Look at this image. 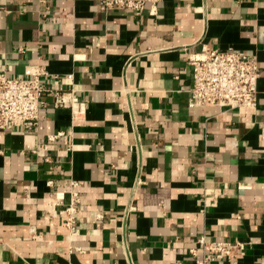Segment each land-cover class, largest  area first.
Returning a JSON list of instances; mask_svg holds the SVG:
<instances>
[{
    "label": "crops",
    "instance_id": "0c3cea01",
    "mask_svg": "<svg viewBox=\"0 0 264 264\" xmlns=\"http://www.w3.org/2000/svg\"><path fill=\"white\" fill-rule=\"evenodd\" d=\"M204 45L256 57V109L189 108ZM35 64L85 112L45 95L39 132L0 130V264H196L203 234L246 246L216 264H264V0H0V73ZM70 179L71 237L49 213Z\"/></svg>",
    "mask_w": 264,
    "mask_h": 264
},
{
    "label": "built area",
    "instance_id": "2783aa9c",
    "mask_svg": "<svg viewBox=\"0 0 264 264\" xmlns=\"http://www.w3.org/2000/svg\"><path fill=\"white\" fill-rule=\"evenodd\" d=\"M162 0H99L101 9H127L142 12L148 5L156 13ZM187 63L191 68L192 83L188 88L189 108L216 106L230 110H254L258 106V82L262 76L255 56L229 48L219 50L206 45L201 50L190 54ZM47 74L44 66L28 65L23 77H11L0 73V130H14L25 133H37L40 130L41 113L46 105L44 96L54 98V107H70L73 119H78L85 112V103L77 98L67 97L66 92L47 88L42 82ZM49 135L51 141L63 135ZM49 159V158H47ZM48 185L54 187V180ZM69 190H57V197L50 202L49 213L53 217H62L65 227L71 235L77 233L80 215V181L70 179ZM59 188V186H58ZM57 188V189H58ZM69 194V200L63 203ZM102 218V212L97 213ZM36 230L33 229L32 232ZM80 250V249H79ZM246 246L243 242H232L224 238L210 239L200 236L189 253L196 264H216L220 259L235 260L243 256Z\"/></svg>",
    "mask_w": 264,
    "mask_h": 264
}]
</instances>
